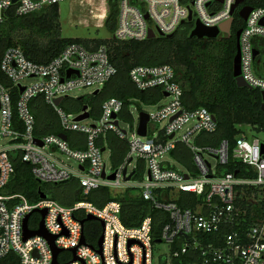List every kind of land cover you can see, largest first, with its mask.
<instances>
[{
	"label": "built area",
	"instance_id": "obj_1",
	"mask_svg": "<svg viewBox=\"0 0 264 264\" xmlns=\"http://www.w3.org/2000/svg\"><path fill=\"white\" fill-rule=\"evenodd\" d=\"M66 1L73 0H0V37L10 13L24 17ZM236 2L102 0V13L97 16L105 25L109 16L116 17L112 37L103 40L142 42L149 40L150 32L155 39L175 35L186 23H192L191 32L197 23L207 28L220 27L234 19L241 8L250 6L245 0L233 12ZM252 8L239 39L240 70L251 89L262 94L264 70L263 75L256 72L255 61L260 51L255 41L264 40V6ZM255 49L259 51L257 57ZM117 74L118 68L106 45L88 48L72 43L48 63L28 59L20 48L12 47L3 52L0 57V191L14 176L13 157L18 155L23 163L31 166L34 178L41 184L57 185L77 180L85 200L68 207L46 195L31 202L22 194L0 193V261L14 255L15 264L54 263L53 248L45 237L37 235L24 240L25 219L29 216L28 229L35 232L42 220L36 211L47 210L44 227L48 235L55 238V248L61 250L57 257L59 264H264V140L257 137L264 136V131L257 133L249 125H239L241 133L233 148L227 140L217 146L196 144L198 134L217 132V118L205 108L189 110L185 107L177 72L167 64L139 65L130 71V79L138 90L158 88L163 98L171 99L156 113H148L145 137L138 133L143 111L138 99H131L129 105L131 139L129 132L120 127V121L125 120L121 113L126 104L120 98L104 100L98 123L92 125H82L84 120L77 121L84 114L83 110L71 119L72 115L61 107L64 100L72 99L69 92L93 90L100 93ZM23 79L40 81L26 86L21 83ZM94 93L91 95L95 96ZM41 96L58 116L60 134L66 135V140L60 134L35 135L37 119L30 103ZM60 98L57 106L55 100ZM132 104L137 107L135 119ZM87 112L90 118L88 106ZM165 121L167 124L161 127ZM190 123L193 124L186 133L178 135ZM108 132L129 142V151L118 167L108 168L103 158L108 146H102L99 140ZM71 133L83 135L84 139L71 140L68 137ZM2 140L7 142L2 144ZM71 141L84 146L76 147ZM179 143L191 150L195 171H179L164 159L171 156ZM58 155H65L76 166ZM231 156L244 164L253 176L219 175L218 168L227 165ZM208 158L215 159L214 166ZM139 161H143V172L139 170ZM100 189H108L114 198L133 190L149 202L152 209L166 213L168 220L159 233L154 231L152 216H146L137 227H128L121 219V201L112 200L102 207L87 201L90 193ZM182 193L196 196L194 208L178 205ZM89 215L104 224L101 254L98 246L93 247L86 241L87 222L82 224V221ZM83 235L85 244L81 242ZM157 244L167 249L155 259ZM73 249H76L77 260L71 252Z\"/></svg>",
	"mask_w": 264,
	"mask_h": 264
},
{
	"label": "trees",
	"instance_id": "obj_2",
	"mask_svg": "<svg viewBox=\"0 0 264 264\" xmlns=\"http://www.w3.org/2000/svg\"><path fill=\"white\" fill-rule=\"evenodd\" d=\"M246 4L255 8L261 7L264 6V0H246ZM115 25V15L109 16L106 23L109 32L114 31ZM244 25L245 22L238 12L234 16L231 35L221 34L217 39L191 38L192 23L184 24L172 38L160 37L142 42H118L113 39H69L61 36L59 6H51L24 17L10 13L2 26L0 57L6 49L15 47L20 48L26 57L34 62L48 63L72 43L83 44L88 48L106 45L111 53L112 62L118 68V74L104 86L98 95L92 96L90 103L86 102L85 97L66 99L61 107L64 110L71 108L72 111L79 113L84 106L90 108L91 104L90 112L99 115L104 100L117 97L126 103L121 117L130 122L132 121L129 112L131 99H138L143 104L154 105L163 98L158 88L144 92L138 90L130 79L131 69L139 65H171L175 68L178 81L183 88L185 107L189 110L205 108L215 115L218 121L217 132L213 134L202 132L196 137L195 143L217 146L221 141L227 140L233 148L236 138L241 133L237 128L239 125H249L257 133L264 131L261 93L253 89L239 88L234 77L237 33ZM260 44H264V40L257 39L255 47L261 53ZM30 107L37 119L36 136L61 133L58 116L51 106L44 103L42 96L32 100ZM78 136L79 134L76 133L68 135L71 140H76ZM99 143L102 146L107 145L110 149L114 167L122 164L129 151L127 140H122L115 133L108 132L101 137ZM72 145L78 146L73 142ZM170 155L182 163L186 169L195 171L192 152L186 145L179 143ZM13 163L14 176L9 185L0 193L22 194L31 202H37L44 194L68 207L85 200L82 187L77 180L57 185L40 184L34 178L31 166L23 163L18 155L13 157ZM139 170L143 172V161H139ZM222 173L253 176L247 167L233 156L227 165L218 168V174ZM112 200L123 203L121 219L128 227H137L146 216H152L154 231L159 233L168 220L166 213L152 209L151 204L144 201L133 190H128L123 197L114 198L108 189H100L93 191L87 197V201L99 207ZM177 203L183 208H194L196 196L191 193H182ZM102 232V225L97 220L88 221L85 224L86 241L93 247L98 246ZM15 258L14 255H10L1 260L0 264H15L13 262Z\"/></svg>",
	"mask_w": 264,
	"mask_h": 264
},
{
	"label": "rangeland",
	"instance_id": "obj_3",
	"mask_svg": "<svg viewBox=\"0 0 264 264\" xmlns=\"http://www.w3.org/2000/svg\"><path fill=\"white\" fill-rule=\"evenodd\" d=\"M102 0H73V1H66L59 5L60 9V26H61V36L63 38L69 39H109L112 37L111 32H109L108 28L106 27L104 20L99 18L97 15L102 13L103 5L101 4ZM103 23V26L100 27L99 25ZM260 55L256 58L255 61V68L256 72L259 75H263V66H264V44H260ZM39 79H23L21 83L26 86L34 85L38 83ZM93 90H73L69 92V96L72 99H78L81 97H85L86 102L90 103L92 101ZM171 101L170 98H162L157 104L148 105V104H140V107L143 111L147 113H156L160 106L166 105ZM90 109L92 110V105L90 104ZM137 107L135 104H132L131 111L133 114L134 119L137 118ZM68 114H71V119L77 114V112L72 111L71 108L65 110ZM100 115V114H99ZM99 115L95 114L94 112L91 113L89 119L84 120L81 124L82 125H92L97 124L99 120ZM130 121L128 120H121L120 127L123 130L128 131L129 136L128 138H132V132L129 129ZM167 122H163L162 126H165ZM193 123L186 125L178 135H183L186 133V129L189 128ZM258 138L264 140L263 135H258ZM7 140H2V144H5ZM59 158L64 160L66 163L76 166V163L72 160H68L65 155H58ZM104 161L106 162L108 168L112 166V161L110 158V149L107 150L103 154ZM165 160H168L175 168L179 171L185 172L186 168L184 165L176 159L172 158L171 156L167 155L164 157ZM210 163L214 166L216 161L213 158H208ZM133 165H136L134 163ZM133 165L129 169L130 172L133 171ZM111 173L110 170H108ZM176 195V194H175ZM51 197V196H48ZM167 248L162 246L161 244H157L154 247V255L155 259H158L160 255L165 252Z\"/></svg>",
	"mask_w": 264,
	"mask_h": 264
},
{
	"label": "water",
	"instance_id": "obj_4",
	"mask_svg": "<svg viewBox=\"0 0 264 264\" xmlns=\"http://www.w3.org/2000/svg\"><path fill=\"white\" fill-rule=\"evenodd\" d=\"M16 0H14L15 2ZM222 1V0H221ZM245 2V0H237L236 4L233 7V12L237 11V9L239 8L240 5H242ZM252 7L251 6H244L240 11H239V16L241 17V19L245 22L248 19L249 14L252 11ZM189 20H191V16L189 18ZM233 23H234V19H231L229 21H227L226 23L222 24L220 27H216V28H207L202 26L200 23H197L196 28L191 32L190 37L191 38H197V39H217L221 34H226V35H231L232 32V27H233ZM263 23V21H262ZM242 30H239L237 33V54L234 60V77L236 79V83L237 86L239 88H247V89H251V87L245 82V80L243 79V77L241 76V70H240V35H241ZM174 35H170L168 36V38H172ZM155 39V35L150 32V37L149 40H153ZM259 55V51L258 50H254V56L257 57ZM263 70H264V66H263ZM99 92L96 91L94 94L97 95ZM166 96H168V94H165ZM262 95V110L264 111V92L261 94ZM62 98L55 100V104L58 106L61 102ZM84 114L80 115L77 118V121H82L85 120L87 118H89V113L87 112V106H84L83 109ZM116 117V116H114ZM214 119L216 120V118L214 117ZM149 122V115L146 112H140V118H139V128H138V133L140 136L145 137L147 135V125ZM117 124V122H116ZM60 137L64 140L67 139V136L64 134H60ZM171 138H173V135L171 136ZM36 142L39 145H43L39 140H36ZM102 151H105V149H103ZM262 152L264 153V146H262ZM127 170L124 171V175H126ZM132 177V175L128 176L127 179L130 180ZM186 178H188V176L186 175ZM111 179H114V175L111 177ZM38 183L41 184L40 181H37ZM45 197L44 194H42L41 198ZM36 212H39L42 216V220L40 223V228L35 231V232H31L28 229V220H29V216L25 219L24 221V240L27 241L29 238L34 237V236H42L45 237L50 245L53 248L54 251V263L53 264H59L57 262V257L59 255V253L61 252V250L56 249L55 248V238L51 237L48 235V233L45 230L44 227V219L47 213V210H37ZM96 217L89 215L85 220L82 221V224L88 222V221H95ZM102 226H104V224L102 223ZM82 244H85V237L84 235L82 236ZM102 246H103V236L99 239L98 242V253L101 254L102 253ZM74 255V260H77L76 257V249H73L71 251Z\"/></svg>",
	"mask_w": 264,
	"mask_h": 264
},
{
	"label": "crops",
	"instance_id": "obj_5",
	"mask_svg": "<svg viewBox=\"0 0 264 264\" xmlns=\"http://www.w3.org/2000/svg\"><path fill=\"white\" fill-rule=\"evenodd\" d=\"M76 139H78V140H79V139L83 140L84 137L79 135ZM79 145L84 146V144H78V146H79Z\"/></svg>",
	"mask_w": 264,
	"mask_h": 264
}]
</instances>
